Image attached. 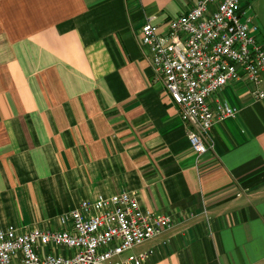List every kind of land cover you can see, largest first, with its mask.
Masks as SVG:
<instances>
[{"label": "crops", "instance_id": "obj_1", "mask_svg": "<svg viewBox=\"0 0 264 264\" xmlns=\"http://www.w3.org/2000/svg\"><path fill=\"white\" fill-rule=\"evenodd\" d=\"M192 5L0 0V229L61 231L84 200L127 191L174 225L107 264H264V74L211 97L238 113L197 156L141 43L147 17L164 32ZM241 12L264 39V0Z\"/></svg>", "mask_w": 264, "mask_h": 264}, {"label": "built area", "instance_id": "obj_2", "mask_svg": "<svg viewBox=\"0 0 264 264\" xmlns=\"http://www.w3.org/2000/svg\"><path fill=\"white\" fill-rule=\"evenodd\" d=\"M243 1L193 0L189 10L169 21L166 31L160 32L152 16L141 29L154 79L178 107L197 156L212 149L215 124L238 113L221 102L213 109L211 97L230 83L245 80L258 87L262 81L264 39L253 17L242 16ZM257 97L263 99L264 93ZM61 221L66 227L61 231L0 229V264H107L174 225L170 216L143 211L135 194L127 191L84 200ZM60 247L75 253H40ZM146 257L130 254L122 264H142Z\"/></svg>", "mask_w": 264, "mask_h": 264}]
</instances>
